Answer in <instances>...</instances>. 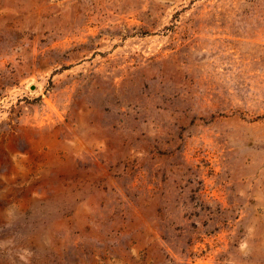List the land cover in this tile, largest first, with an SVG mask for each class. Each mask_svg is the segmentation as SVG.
Returning <instances> with one entry per match:
<instances>
[{
	"label": "rangeland",
	"instance_id": "1",
	"mask_svg": "<svg viewBox=\"0 0 264 264\" xmlns=\"http://www.w3.org/2000/svg\"><path fill=\"white\" fill-rule=\"evenodd\" d=\"M0 264H264V0H0Z\"/></svg>",
	"mask_w": 264,
	"mask_h": 264
}]
</instances>
